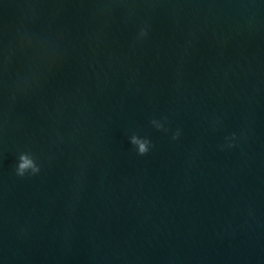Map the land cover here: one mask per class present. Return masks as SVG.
Returning a JSON list of instances; mask_svg holds the SVG:
<instances>
[{
  "label": "water",
  "instance_id": "water-1",
  "mask_svg": "<svg viewBox=\"0 0 264 264\" xmlns=\"http://www.w3.org/2000/svg\"><path fill=\"white\" fill-rule=\"evenodd\" d=\"M0 264H264V0H0Z\"/></svg>",
  "mask_w": 264,
  "mask_h": 264
},
{
  "label": "clouds",
  "instance_id": "clouds-1",
  "mask_svg": "<svg viewBox=\"0 0 264 264\" xmlns=\"http://www.w3.org/2000/svg\"><path fill=\"white\" fill-rule=\"evenodd\" d=\"M140 37L147 35V29H141L139 33ZM13 99H15V93L13 94ZM166 119V118H165ZM151 123L158 130H165L164 123L160 120L153 119ZM234 135V134H233ZM180 136V131L177 130L173 134V139H178ZM130 143L135 146L138 155H146L152 146V141L148 137H141L138 134H133L130 137ZM15 174L19 177H25L26 175H36L41 171V165L37 162V158L31 151H23L17 157V164L15 166Z\"/></svg>",
  "mask_w": 264,
  "mask_h": 264
}]
</instances>
